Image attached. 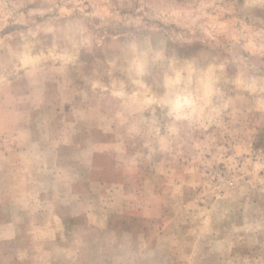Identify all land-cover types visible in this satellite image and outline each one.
I'll return each mask as SVG.
<instances>
[{"label": "rangeland", "instance_id": "1", "mask_svg": "<svg viewBox=\"0 0 264 264\" xmlns=\"http://www.w3.org/2000/svg\"><path fill=\"white\" fill-rule=\"evenodd\" d=\"M0 264H264V0H0Z\"/></svg>", "mask_w": 264, "mask_h": 264}]
</instances>
